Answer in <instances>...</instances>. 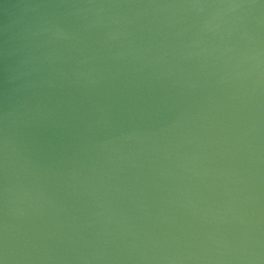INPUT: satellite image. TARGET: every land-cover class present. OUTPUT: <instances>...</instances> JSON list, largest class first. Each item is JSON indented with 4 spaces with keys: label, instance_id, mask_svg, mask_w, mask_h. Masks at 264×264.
<instances>
[{
    "label": "water",
    "instance_id": "1",
    "mask_svg": "<svg viewBox=\"0 0 264 264\" xmlns=\"http://www.w3.org/2000/svg\"><path fill=\"white\" fill-rule=\"evenodd\" d=\"M0 264H264V0H0Z\"/></svg>",
    "mask_w": 264,
    "mask_h": 264
}]
</instances>
